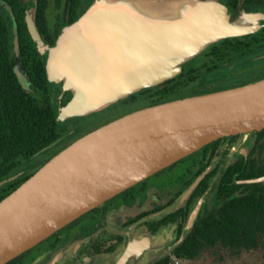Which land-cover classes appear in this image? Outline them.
<instances>
[{
	"label": "trees",
	"instance_id": "16d2710c",
	"mask_svg": "<svg viewBox=\"0 0 264 264\" xmlns=\"http://www.w3.org/2000/svg\"><path fill=\"white\" fill-rule=\"evenodd\" d=\"M3 2L6 13L0 7V201L51 157L80 138L77 132H68L61 126L59 108L65 106L68 100L55 101L45 61L40 56L21 1ZM51 3L54 11L60 13V16L56 15L54 25L50 24L48 17ZM222 3L227 9L228 22L233 26H241L245 15L264 11V0H222ZM83 14L84 0H36L33 15L36 33L47 44L55 46L62 34L60 24L74 26ZM11 33L14 34L20 73L13 63L15 56L11 48ZM263 50L264 26L241 35L213 38L204 42L198 51L186 56L177 65L178 71L175 74L146 87L140 86L122 100L135 102L139 94H148L151 100L141 108L144 109L187 97L254 84L264 79V66L244 67L239 73L243 77L239 76L236 82L222 87L204 89L201 79L205 73L216 75L220 70L234 65L237 60ZM201 56L204 59L198 62L197 59ZM193 62L197 63L192 65ZM248 138L254 141L253 150L244 154ZM48 151L51 153L45 162L23 165V174L5 184L10 174L20 166L21 160L29 161ZM201 151L199 161L191 166L190 172L182 180L160 191L159 202H151L144 211V203L139 200L124 204L128 210L137 209L139 212L136 216L127 218L121 225L123 230L139 223L135 229H145L148 235L157 237L170 226L176 227L172 254L161 256L151 264H172L171 256L183 261H194L204 250L218 245L232 253H240L243 250H255L264 242V182L242 183L244 180L264 176V130L223 138L205 146ZM234 155L237 156L236 159L230 161ZM205 171L207 173L184 203L166 214V210L179 204L180 199ZM160 173L161 171L155 176ZM216 178L218 183L215 198L219 205H202L192 227L186 230L193 210L211 190L212 182ZM137 186L89 211L7 264L22 263L31 251L52 240L58 241L62 233ZM118 211L116 208L100 214L94 218L93 226L52 245L51 250L39 262L32 264H48L57 252L76 243L82 245L78 257L85 255L87 248H91L94 254L102 255L114 253L120 244L126 247L128 240L121 234L107 230L109 220ZM97 233L99 235L95 238ZM108 241H116V244L101 250ZM84 242L85 246L82 244Z\"/></svg>",
	"mask_w": 264,
	"mask_h": 264
},
{
	"label": "water",
	"instance_id": "95a60500",
	"mask_svg": "<svg viewBox=\"0 0 264 264\" xmlns=\"http://www.w3.org/2000/svg\"><path fill=\"white\" fill-rule=\"evenodd\" d=\"M218 11L204 15L199 21L203 27L207 24L214 27V35L206 41L253 32L232 34L241 27L230 25L228 16L218 15ZM82 20L78 22L81 24ZM219 29L232 33L221 34ZM142 82L138 80V88ZM116 94L98 97L108 99ZM263 130L264 80H261L144 108L82 136L0 201V264L14 260L89 211L205 146ZM206 173L193 183L184 200ZM261 182L264 176L242 181ZM200 207L198 204L194 209L189 223L196 219ZM132 251L133 245H129L116 264H125Z\"/></svg>",
	"mask_w": 264,
	"mask_h": 264
},
{
	"label": "crops",
	"instance_id": "0c3cea01",
	"mask_svg": "<svg viewBox=\"0 0 264 264\" xmlns=\"http://www.w3.org/2000/svg\"><path fill=\"white\" fill-rule=\"evenodd\" d=\"M215 10L211 3L202 0H190L189 3H180L179 0H93L86 3L84 0V14L80 17L83 22H79L81 27L77 29V37H80L82 31L85 32L82 37L84 42L78 41L74 36L69 43L82 51L95 40L102 53L99 58L85 57V64L77 68L71 66L67 69V74L60 73L63 64L57 69L55 63L64 54V51L58 54L61 36L55 46H50L38 35L34 37L40 56L45 61L52 90L53 79L61 80L62 93L59 99L54 97L55 101L68 100L65 106L59 108L62 128L71 133L77 132L81 138L118 118L141 110L129 108L130 110L116 111L124 108L125 104L129 107L130 101L126 103L122 99L138 89V80L143 81L140 85L143 88L172 76L178 71L177 65L186 56L198 51L202 43L214 35V27L208 24L203 27L199 21ZM90 60L99 65L85 76ZM91 78L101 79L106 87L113 86L111 93L117 94L112 98L100 99V91L90 101L76 104ZM152 177L155 174L149 178ZM116 208L120 210L121 207ZM84 223L80 222L73 233L68 230L62 233L58 241L52 240L34 249L20 264L39 262L51 250L52 245L93 226L95 219L87 225ZM98 235L97 233L94 237ZM126 240V247L123 246L121 250L117 247L106 258L103 254H94L91 248H87L85 255L78 257L82 245L76 243L57 252L48 264H116L129 245H133V251L125 264H139L146 253L154 249L155 242L147 234L133 235ZM82 244L86 245L85 242ZM34 251L36 255L32 254Z\"/></svg>",
	"mask_w": 264,
	"mask_h": 264
},
{
	"label": "rangeland",
	"instance_id": "374dc122",
	"mask_svg": "<svg viewBox=\"0 0 264 264\" xmlns=\"http://www.w3.org/2000/svg\"><path fill=\"white\" fill-rule=\"evenodd\" d=\"M20 1L26 12L27 21L32 22V20L34 19L33 15L35 11L36 0H20ZM91 1L93 0H86V3L88 2L90 3ZM203 2L211 3L212 8L219 10L218 15L220 14L221 16H228L227 9L223 5L222 0H206ZM0 7L3 8V10L6 13L5 3L3 2V0H0ZM57 14L60 16V13H57L54 11L53 3H51L50 9L48 11V17H49V21L51 25H54ZM210 14H213V12H211ZM78 24L79 22L74 27L63 26L62 24H60V30L62 31V34H61V41L59 42V45H58V54L59 52L62 53L63 51H64L63 52L64 54L62 55V58L59 59V61H55L57 69L59 66H61L60 64H63V68L60 70V73L64 72L65 74H67V71H68L67 69L70 68L71 66L74 68H77L78 66L81 67L82 64H85V61H87L85 60V57L91 59V57L96 56L97 58H99V56L102 53V49L99 48V46L97 45L99 43L95 40L92 41L90 44H88L86 48H83L82 51L78 50V48H74L75 47L74 44L69 43L71 41L70 38L74 36H76L78 41L84 42V40H82V37L84 36L85 32L82 31V33L80 34V37H77L78 35L77 29L81 27V25H78ZM260 26H264V11L253 13L251 15H245L243 18V24L240 26L241 28L236 31H233V33L232 32L229 33L227 31L225 32L220 29H219V32L221 34H231V33L234 34L235 32L241 33V32H247V31H254ZM84 28L86 29L87 27H84ZM30 29L33 33V36L36 37L37 33L35 31L34 22L30 24ZM11 48L13 49L14 56H15L14 57L15 60H13V63L20 73V70L18 68V63L16 60V54H15L16 47H15V40H14L13 33H11ZM73 49H75V51H73ZM203 59L204 58L201 56L200 58L197 59V61L200 62V61H203ZM90 62L91 63L89 64V66H87V69H85V70H88V72L85 73V76L88 73H91L92 69L98 68V65H99L98 63L95 64L91 60ZM196 63L197 62H193L192 65ZM232 65H230L225 70H220L219 73L216 75L214 74L209 75L207 73L203 74L202 79H201V85L203 86V88L205 89V88H215V86L217 87L226 86L227 84H231L239 80L240 78L239 76H242V77L244 76V75H239V73L242 71L244 67H249L252 65L264 66V50L254 55H251L250 57L239 59L236 61V63L233 66ZM186 68H189V66H186ZM60 81L53 79V95L56 99H59L61 96L60 94L62 93ZM249 85H252V84H249ZM245 86H248V85H245ZM222 91H225V90H222ZM222 91H217V92H222ZM217 92H212L209 94H214ZM209 94H205V95H209ZM200 96H203V95H200ZM137 97L138 98L135 102H132V103L130 102L129 107L128 105L125 104L124 108H119L116 111L120 112L121 109L126 110L129 108L141 109V107L145 106L151 100L150 95L148 94H144V95L139 94ZM193 97H197V96H193ZM187 98H190V97H187ZM246 140L247 141L245 143L246 146L244 147V151L247 154L253 150L254 141L249 138ZM201 150H199L198 152L188 157L181 159L183 161L179 160L178 163L176 162L177 164L175 163L176 165H172L171 168L165 169V171H161V173L158 176L149 178L142 185H139V186L136 185L137 187H135L132 191L121 195L120 197L116 198L112 203L103 206L96 213L89 215L82 221H84L85 222L84 224L87 225V223H90L92 219L96 218L97 216H100V214L108 212L109 209L112 210L116 208L117 206H120L121 207L120 210L114 213V218L109 220L108 225H107V230L110 232L117 233V234H122L126 239L133 237V235L140 236L142 234H147L145 229H142V228L138 230L135 229V227L137 226L136 224L124 230L121 228V225L127 220L128 217L136 216L139 212V210L137 209L128 210L126 207H124V203L126 202L130 203V202H133L134 200H139L144 203V208L142 209L144 211L149 208L151 202H159L160 201V196H159L160 191L163 190L164 187L170 186L176 183L177 181L182 180L190 172L191 166L199 161L201 154H202ZM50 153H51L50 151H48L47 153H42L36 158H33L32 160H29V161L21 160L20 166L10 174V177L7 178V181L5 182V184L11 180L13 181L17 179L23 174L24 172L22 170L23 165L29 164V163H43L48 159ZM236 157L237 156L234 155L233 158L230 159V161H233L234 159H236ZM197 179H199V177ZM217 183H218V178H216L212 182L211 190L208 193H206L203 196V198L199 201L198 204L200 206L208 204L211 207H217L219 205V203L216 201V198H215V189H216ZM183 203H184V199L181 198L177 206L174 205L170 207L168 210H166L165 213L168 214V213L173 212L174 210H176L177 207L181 206ZM79 223L75 224L68 231L70 233H73L78 228ZM192 223L193 221L187 225L186 230H189L192 227ZM148 236L151 237L150 235ZM152 238H153V241L155 242L154 249L146 253V255L140 260L139 264H151L152 262L156 261L161 256L171 255L172 249H173L172 243L174 242L176 238V227L170 226L168 229L161 232L157 237H152ZM113 244H116V243H113L112 241H108V243L104 244L101 250H104L105 248L109 246H113ZM119 247L121 250L123 245L120 244ZM32 254L36 255L37 253L35 252ZM106 255L107 254H103V257L106 258ZM158 255H160V257ZM171 257H172V264H177L176 261L174 263V260H173L174 256H171ZM178 264H264V242H262V244L255 250H248V251L243 250L240 253H232L231 251L218 245L214 248L204 250L201 256L194 261H184L183 262V260H180L178 261Z\"/></svg>",
	"mask_w": 264,
	"mask_h": 264
},
{
	"label": "bare ground",
	"instance_id": "6f19581e",
	"mask_svg": "<svg viewBox=\"0 0 264 264\" xmlns=\"http://www.w3.org/2000/svg\"><path fill=\"white\" fill-rule=\"evenodd\" d=\"M27 22L30 25L34 21L32 20V22L31 21H27ZM101 88H104V89L101 90ZM113 90H114L113 86L106 87L101 79H99V78L91 79L89 81V84L87 86L86 93H85L83 99H81L79 102H82L83 100H89L90 98H92L96 94H98L100 91H101L100 92L101 94H99V95L105 96V95L110 94Z\"/></svg>",
	"mask_w": 264,
	"mask_h": 264
},
{
	"label": "built area",
	"instance_id": "2783aa9c",
	"mask_svg": "<svg viewBox=\"0 0 264 264\" xmlns=\"http://www.w3.org/2000/svg\"><path fill=\"white\" fill-rule=\"evenodd\" d=\"M100 206H102V205H100ZM173 260H174V263L176 261L177 264H178V261H180L179 259H176L175 257L173 258Z\"/></svg>",
	"mask_w": 264,
	"mask_h": 264
}]
</instances>
